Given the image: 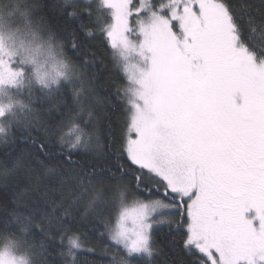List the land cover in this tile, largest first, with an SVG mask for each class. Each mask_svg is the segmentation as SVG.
I'll list each match as a JSON object with an SVG mask.
<instances>
[{"label":"snow or ice","instance_id":"snow-or-ice-1","mask_svg":"<svg viewBox=\"0 0 264 264\" xmlns=\"http://www.w3.org/2000/svg\"><path fill=\"white\" fill-rule=\"evenodd\" d=\"M0 187V264H264V0H0Z\"/></svg>","mask_w":264,"mask_h":264},{"label":"trees","instance_id":"trees-1","mask_svg":"<svg viewBox=\"0 0 264 264\" xmlns=\"http://www.w3.org/2000/svg\"><path fill=\"white\" fill-rule=\"evenodd\" d=\"M56 0H43V3H45L46 5H50L55 3ZM149 2H152V0H149ZM50 12V9L45 8L44 10V14H48ZM260 41V37L257 36V42L259 43ZM101 95H104V92H101ZM122 114L119 112V110H116L113 114H112V122H111V128H104L102 129V131L107 135V134H111L113 136H118L119 135V129H120V122L122 120ZM5 192V189H3V187H0V194H3ZM8 195H11V192H8ZM22 211H26V209H24L23 207L21 208ZM166 252L168 253V259H172V260H176L179 258V250L177 249L176 251H171L169 249H166ZM100 258V257H98Z\"/></svg>","mask_w":264,"mask_h":264},{"label":"rangeland","instance_id":"rangeland-1","mask_svg":"<svg viewBox=\"0 0 264 264\" xmlns=\"http://www.w3.org/2000/svg\"><path fill=\"white\" fill-rule=\"evenodd\" d=\"M134 62V61H133ZM249 216H252V215H255L254 211L253 212H250L248 213Z\"/></svg>","mask_w":264,"mask_h":264}]
</instances>
